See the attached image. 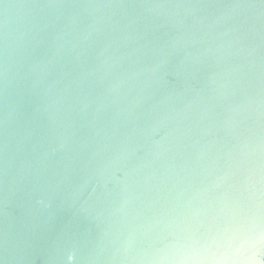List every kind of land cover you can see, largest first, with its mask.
Wrapping results in <instances>:
<instances>
[{
  "label": "water",
  "instance_id": "water-1",
  "mask_svg": "<svg viewBox=\"0 0 264 264\" xmlns=\"http://www.w3.org/2000/svg\"><path fill=\"white\" fill-rule=\"evenodd\" d=\"M264 207V0H0V264H148Z\"/></svg>",
  "mask_w": 264,
  "mask_h": 264
},
{
  "label": "clouds",
  "instance_id": "clouds-1",
  "mask_svg": "<svg viewBox=\"0 0 264 264\" xmlns=\"http://www.w3.org/2000/svg\"><path fill=\"white\" fill-rule=\"evenodd\" d=\"M148 264H264V207L205 231L160 236Z\"/></svg>",
  "mask_w": 264,
  "mask_h": 264
}]
</instances>
